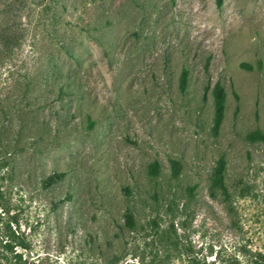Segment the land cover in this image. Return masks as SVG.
<instances>
[{
    "label": "rangeland",
    "instance_id": "rangeland-1",
    "mask_svg": "<svg viewBox=\"0 0 264 264\" xmlns=\"http://www.w3.org/2000/svg\"><path fill=\"white\" fill-rule=\"evenodd\" d=\"M137 2L0 0V264H264V0ZM63 46L93 125L53 142Z\"/></svg>",
    "mask_w": 264,
    "mask_h": 264
},
{
    "label": "trees",
    "instance_id": "trees-1",
    "mask_svg": "<svg viewBox=\"0 0 264 264\" xmlns=\"http://www.w3.org/2000/svg\"><path fill=\"white\" fill-rule=\"evenodd\" d=\"M100 13L101 18H114L116 12L110 7L106 6L104 1L101 0ZM122 3H130L132 2L134 5L139 6L137 0H121ZM216 6H220L222 4V0H215ZM127 4V5H128ZM5 37V38H4ZM0 45L3 47H8L10 45V40L6 36L1 34ZM63 53L68 56L69 59L73 60V63H64L60 60V58L49 55L47 58L48 71L47 78L51 80L52 89L51 92L54 96V102L58 103L59 109L63 111V113L58 114L57 109L55 110L54 117L52 119L53 126V134L52 141L58 142L60 133L62 130H65L69 124L73 123V121L80 116H83L84 109L89 108L88 104L81 102V96L78 93V89L81 88L82 77L79 74V69L82 67L81 62L78 56L66 46L62 48ZM186 72L183 71L179 88L181 91L186 89ZM213 106H214V124L216 127L219 126L223 119L224 114V105H225V94L223 87L220 83H216L213 90ZM85 122L88 128H91L93 125V121L90 118V114L85 112L84 114ZM260 138L264 139L261 134H257ZM223 169V161H219L218 169H217V179L221 181ZM158 172L157 166L155 164L152 165L151 175H156ZM64 177L63 172L53 171L46 178L43 179V183L45 185H49L50 183L61 180ZM128 223L133 224V220L128 218ZM34 264V263H30Z\"/></svg>",
    "mask_w": 264,
    "mask_h": 264
}]
</instances>
